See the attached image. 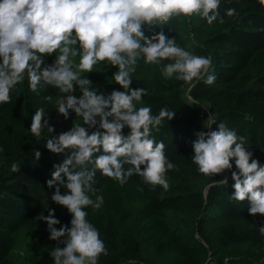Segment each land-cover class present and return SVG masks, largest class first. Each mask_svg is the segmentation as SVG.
I'll list each match as a JSON object with an SVG mask.
<instances>
[{
  "label": "trees",
  "instance_id": "16d2710c",
  "mask_svg": "<svg viewBox=\"0 0 264 264\" xmlns=\"http://www.w3.org/2000/svg\"><path fill=\"white\" fill-rule=\"evenodd\" d=\"M228 7L236 8L238 15L225 16L223 24L209 26L193 16L190 20L173 18L162 26L179 47L212 57L210 72L217 77L213 84L201 80L190 87L161 75L168 61L161 65L139 62L132 87L147 89L143 104L150 105L153 114L162 107L176 114L159 131L153 129L152 136L164 142L165 155L178 170L167 173L170 187L166 192L159 186L152 190L139 176L121 186L97 172L93 187L99 189L96 195L104 197V204L98 211L90 207L85 211L108 250L98 264H264V236L258 231L264 217L249 215L248 201L230 199L234 191L231 171H237L234 161L233 169L224 174L228 184L209 188L211 180L198 173L191 159L196 133L224 122L247 137L246 147L264 166V31L259 30L264 29V8L257 0H221L222 16ZM46 59L51 63L54 57ZM114 71L101 64L85 74L92 81L89 90L103 92L105 98L112 88L122 90L112 79ZM74 87L73 94L79 98L80 87ZM59 95L67 94L43 81L32 92L25 79L11 93V103L0 105V264H53L49 252L55 242L48 239L47 225L39 216H47V209L52 208L61 224L71 219L65 208L51 201L54 188L46 184L55 171L53 164L64 159L45 148L46 140L83 124L72 110L67 120L58 114ZM48 96L50 100L45 99ZM41 107V135L33 136L31 118ZM49 126L55 131L48 132ZM94 130L88 128L89 133ZM129 131L125 128L124 135ZM37 150L41 153L38 161ZM14 162L20 165L18 172L10 170ZM64 191L61 186V194ZM55 227L59 230L60 225Z\"/></svg>",
  "mask_w": 264,
  "mask_h": 264
},
{
  "label": "clouds",
  "instance_id": "9594fccd",
  "mask_svg": "<svg viewBox=\"0 0 264 264\" xmlns=\"http://www.w3.org/2000/svg\"><path fill=\"white\" fill-rule=\"evenodd\" d=\"M257 2L264 8V0ZM220 5L221 0H0V105L11 103V93L25 79L32 92L43 81L67 94L57 97L58 114L67 120L72 110L83 121L44 145L50 153L64 156L62 163L53 164L55 171L46 184L54 188L51 201L71 216L69 224H61L52 208L47 216H39L47 225L48 239L55 242L49 252L53 264H98L101 255H108L85 211L89 207L98 211L104 204V197L96 195L99 189L93 187L97 172L121 186L135 175L152 190L156 186L169 190L167 173L178 166L167 158L164 142L157 141L152 131H159L176 114L167 107L153 114L151 106L143 104L147 89L133 88L132 77L140 61L146 65L168 61L160 69L165 79L175 77L190 87L201 80L213 84L217 77L210 72L212 57L179 47L162 26L173 18L193 16L211 26L223 24L225 16L238 15L236 8L228 7L222 16ZM101 64L115 69L112 79L122 89L112 88L106 98L103 92L89 90L92 81L85 75ZM74 84L80 87L79 98L73 94ZM43 116L44 109L37 108L29 128L33 136L41 135ZM88 128L96 130L89 133ZM125 128L130 130L127 136ZM54 131V126L48 127V132ZM196 135L191 159L198 173L211 180L208 187L228 184L224 174L233 169L234 161L237 171H231L230 199L248 201V214L264 217V166L246 147L247 137L224 122ZM40 156L35 151L37 161ZM10 170L18 172L20 165L14 162ZM217 175L222 178L213 180ZM258 231L264 236V222Z\"/></svg>",
  "mask_w": 264,
  "mask_h": 264
},
{
  "label": "built area",
  "instance_id": "2783aa9c",
  "mask_svg": "<svg viewBox=\"0 0 264 264\" xmlns=\"http://www.w3.org/2000/svg\"><path fill=\"white\" fill-rule=\"evenodd\" d=\"M204 109L207 110L206 108H204ZM200 116H202V114Z\"/></svg>",
  "mask_w": 264,
  "mask_h": 264
}]
</instances>
